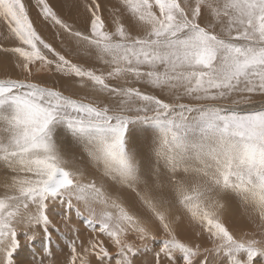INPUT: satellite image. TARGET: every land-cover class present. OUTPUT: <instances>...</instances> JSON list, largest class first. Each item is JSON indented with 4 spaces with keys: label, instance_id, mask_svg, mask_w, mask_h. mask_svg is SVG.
<instances>
[{
    "label": "snow or ice",
    "instance_id": "6c2138e0",
    "mask_svg": "<svg viewBox=\"0 0 264 264\" xmlns=\"http://www.w3.org/2000/svg\"><path fill=\"white\" fill-rule=\"evenodd\" d=\"M32 6L0 0V264H264V0H34L58 45Z\"/></svg>",
    "mask_w": 264,
    "mask_h": 264
},
{
    "label": "bare ground",
    "instance_id": "6f19581e",
    "mask_svg": "<svg viewBox=\"0 0 264 264\" xmlns=\"http://www.w3.org/2000/svg\"><path fill=\"white\" fill-rule=\"evenodd\" d=\"M30 2V1H29ZM54 4L56 3V1H52ZM32 3H34V0H33V2ZM33 6H34V4H33ZM36 20V19H35ZM38 23V22H37ZM45 27V26H44ZM46 28H48L49 30L51 29V27L50 26H48V27H46ZM51 31H52V33L53 34H55V31L53 30V29H51ZM46 33H47V31H46ZM45 33V34H46ZM44 35V34H43ZM46 36V35H45ZM52 38H54L53 40H52V42L54 43V44H56V45H58L59 44V41L58 40H55V36L53 35L52 36ZM51 38V39H52ZM50 40V39H49ZM141 128H149V131H148V133H147V135L150 137L151 136V129H150V127L149 126H140ZM137 135L139 136V137H143L144 135H145V133H143V132H141V131H139V129L137 130ZM242 213H243V210L242 209H240L238 206H236L235 204H233L229 209H228V212L226 213V217H229V218H237L238 220H236V221H232V220H228L227 218H225L226 219V222L228 223V225H229V227H231V228H233V229H236V228H238L239 227V225L240 224H242L243 223V221H240L239 219H243L242 218ZM57 220H59V218H57ZM234 220V219H233ZM61 230L63 231V227L61 226ZM191 232H192V228H191V226L187 223V221L184 223V225H182V227H181V230H180V234H181V236H187V235H190L191 234ZM67 235V237L68 238H70V239H72L73 238V236H72V234H66ZM83 238V237H82ZM85 239L87 238V237H84ZM59 242H62V243H60V245H62L63 243H64V241H59ZM58 242V243H59ZM64 245V244H63ZM64 250V252L66 253L67 251H65V248L63 249ZM67 250V249H66ZM56 253H55V252ZM53 252H54V256L52 257V259L54 258V263H55V261L57 260V259H60L61 257H62V253L60 252V251H58L57 249H56V247L54 246L53 247ZM37 254H39V253H37ZM46 264H47V262H46Z\"/></svg>",
    "mask_w": 264,
    "mask_h": 264
},
{
    "label": "rangeland",
    "instance_id": "374dc122",
    "mask_svg": "<svg viewBox=\"0 0 264 264\" xmlns=\"http://www.w3.org/2000/svg\"><path fill=\"white\" fill-rule=\"evenodd\" d=\"M30 1V4L31 5H33L34 3H32L33 2V0H29ZM52 1H56V3H57V0H52ZM30 11H31V15H32V18L35 20H37V9L34 7V6H32L31 8H30ZM37 26L41 29V31H42V33L44 34V36L49 40V41H51L52 42V40L54 39V38H52V36L54 35L55 36V34H53L52 33V31H51V29L49 30L48 28H46V27H44V25L39 21V20H37ZM46 31H47V33H46ZM46 33V34H45ZM52 38V39H51ZM9 70H11V69H9ZM57 218H59V217H56V219ZM225 218H227L229 221L230 220H232V221H236V220H238L237 218H229V217H226L225 216ZM234 219V220H233ZM240 221H243V219H239ZM73 223H75L76 224V226L80 229V232H81V236L84 238V237H88V235H89V232H88V230H87V228H85V226H84V224L81 222V221H77L76 219H75V217H73ZM69 234H71V233H69ZM68 238V237H67ZM68 239H70V238H68ZM59 243H62V242H59ZM64 244V243H63ZM63 244L61 245V247L63 248ZM29 251L31 252V251H33L32 249H29ZM65 251H67L66 250V248H65ZM55 252V251H54ZM54 252H53V256H54ZM56 253V252H55ZM39 255L40 254H37V256H38V258H39ZM52 261H53V264H55L54 263V258L52 259ZM47 262V261H46Z\"/></svg>",
    "mask_w": 264,
    "mask_h": 264
}]
</instances>
